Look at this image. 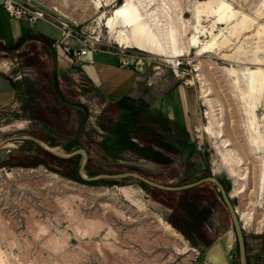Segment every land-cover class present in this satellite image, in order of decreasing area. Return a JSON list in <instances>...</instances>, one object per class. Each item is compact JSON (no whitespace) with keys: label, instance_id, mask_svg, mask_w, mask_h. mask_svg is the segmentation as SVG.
<instances>
[{"label":"rangeland","instance_id":"rangeland-1","mask_svg":"<svg viewBox=\"0 0 264 264\" xmlns=\"http://www.w3.org/2000/svg\"><path fill=\"white\" fill-rule=\"evenodd\" d=\"M38 1L49 5L52 0ZM121 1L112 0L105 11ZM194 1L180 0L187 19ZM227 1L264 25L262 0ZM66 10L74 21L67 22L74 29L75 37L66 38L72 53L89 44L90 51L116 53L122 64L141 73L140 97L129 96L133 100L120 106L138 117L140 101L149 105L153 119L147 123L155 132L150 141L160 145L151 142L146 152L156 160L113 144V139L131 138L138 146L146 145L127 128L123 112L113 110L111 102L84 76L80 58L55 46L62 23L49 13V23L39 19L32 31L15 42L0 43V73L10 77L16 88L15 100L0 109V139L33 136L61 153L83 148L93 172L89 174L85 166L86 176L132 171L163 185L179 186L213 175L223 183L235 208L253 210L251 221L243 228L247 257L249 264H264V188L259 187L257 177L264 151L252 157L239 153L241 159L234 163L233 174L218 148L219 140L204 130L207 105L200 97L195 67L206 59L192 50L179 58L176 74L172 64L160 57L112 42L107 30L99 26L90 0L70 1ZM252 33L245 40H258ZM236 45L209 53L217 64L215 72L208 64L201 67L211 96L219 100L215 108L223 121L224 138L232 143L239 133L234 132L231 120L238 109L229 97L228 81L218 69L230 66L225 54ZM175 85L186 89L193 99L194 113L187 124L167 121L156 106L161 92ZM114 129L118 130L116 137ZM116 150L118 153L113 152ZM43 151L29 139L0 145V259L4 264H239L233 225L214 183L165 191L134 177L86 181L78 173L82 154L67 163L50 159ZM35 159L41 162L17 164ZM172 223L183 228L195 245Z\"/></svg>","mask_w":264,"mask_h":264},{"label":"bare ground","instance_id":"bare-ground-1","mask_svg":"<svg viewBox=\"0 0 264 264\" xmlns=\"http://www.w3.org/2000/svg\"><path fill=\"white\" fill-rule=\"evenodd\" d=\"M70 1L75 0H52L48 6L73 21L71 16L66 14ZM90 1L97 11L96 19L99 26L107 30L108 38L112 42L123 48H136L158 56L162 61L172 64L176 74L180 64L179 58L192 50H195L197 56L205 58L204 63L215 72L213 70L216 63L210 60L209 53H218L225 48L229 50L233 48L232 44H237L233 52L225 54L230 66H220L218 70L228 81L229 97H232L234 104L237 105L238 114L237 112L236 116L233 114L236 118L231 120L234 132L238 130L239 133L237 132L234 143L224 138L223 121L215 108L219 100L211 96L209 86L204 81V73L201 71L204 63L198 62L195 68L199 71L196 76L200 82V97L207 105L204 112L207 118L204 130L219 140L218 148L225 161L231 165L233 174L234 163L238 164L241 159L239 153L249 157L264 151V25L257 22L254 16L234 9L227 0H196L190 8L191 16L188 19L185 18L180 0H122L108 13L104 6L112 0ZM207 21L209 23L205 24ZM61 23L67 22L61 20ZM250 32H253L252 35L258 40H245ZM252 48L255 49L250 52ZM261 106L263 111L259 116ZM236 122L240 124H235ZM242 122L244 125H241ZM258 174V185L262 189L264 164L260 165ZM236 209L244 228L245 224L251 221L253 210L242 211L237 206ZM159 220L165 228L172 230L166 221L160 217ZM177 235L181 237L180 234ZM0 264H4L1 259Z\"/></svg>","mask_w":264,"mask_h":264},{"label":"crops","instance_id":"crops-1","mask_svg":"<svg viewBox=\"0 0 264 264\" xmlns=\"http://www.w3.org/2000/svg\"><path fill=\"white\" fill-rule=\"evenodd\" d=\"M33 24L25 19L11 17L0 0L1 44L8 45L15 42L32 31ZM80 64L84 76L107 101L114 102L123 96L140 97L141 73L135 67L122 64L118 54L104 50L89 51L80 57ZM15 96L16 88L13 80L0 73V109L10 105L15 100ZM156 106L171 122L178 125L187 124L191 114L194 113L193 99L186 89L178 85L161 92L160 105Z\"/></svg>","mask_w":264,"mask_h":264},{"label":"water","instance_id":"water-1","mask_svg":"<svg viewBox=\"0 0 264 264\" xmlns=\"http://www.w3.org/2000/svg\"><path fill=\"white\" fill-rule=\"evenodd\" d=\"M31 2H33L38 7H40L44 11L48 12L49 14H52V15L56 16L57 18H59L63 21H66L68 23L74 24V21L67 18L65 15H62V14L56 12L52 7L46 5V4H44L38 0H31ZM27 139L35 141L44 150H46L47 152H49L52 155L59 157V158H70V157H73L77 154H82L83 160L80 164L78 173H79V176L83 180H86V181H95V180H99L102 178H109V179L118 180V179H122V178H126V177H134L146 185H149L151 187L158 188L161 190H165V191H181V190H185V189H189V188L201 185L205 182L214 183L217 186L219 193L221 194V197H222L223 202L227 208V211L229 213V216H230V219H231V222L233 225V229H234L235 237H236V242H237V247H238L239 264H248L243 226L241 224L240 217L237 213V209L235 208L234 204L232 203L231 195L229 194V192H227V190L225 189V186L217 177L210 175V176L202 177L196 181H193V182H190V183H187L184 185L170 186V185H163V184L158 183L156 181H153L152 179H149L148 177H145V176H143L137 172H132V171L121 172V173H112V174L101 173V174H97V175H93V176H86L84 171H85V166H86L87 161H88V154H87L86 150H84L83 148L75 149L69 153H61V152L55 150L54 148L47 146L39 138L33 137V136H25V135H12V136L5 137L4 139H0V145L5 143V142L11 141V140H27Z\"/></svg>","mask_w":264,"mask_h":264},{"label":"trees","instance_id":"trees-1","mask_svg":"<svg viewBox=\"0 0 264 264\" xmlns=\"http://www.w3.org/2000/svg\"><path fill=\"white\" fill-rule=\"evenodd\" d=\"M127 100H133L131 99L129 96H123L122 98H120L117 101L111 102V108L113 110H115L116 112H123V118L125 119V121H127V128L130 130H133L132 133L134 135L135 138H138L139 140H142L143 142H145L146 145H144V147L138 146L135 141H133L131 138H127L126 140L123 139H113V144L117 145V143L119 145H121L119 150L122 149H128L132 152H135L137 154H142L145 157H152L154 160H156V158L153 155H150V153H147L146 150L147 149H151V142L157 145H160V143H158V141H150L152 140L151 134L155 133L154 130L148 125V121L150 120V117L152 116L149 112H148V108L149 105L141 100L140 101V112L138 113V117H136V114L134 111H129L130 113H126V110L124 108H121L120 104H122L124 101ZM147 110V111H146ZM152 118V117H151ZM153 119V118H152ZM167 121H170L167 117H166ZM171 122V121H170ZM113 137H116V135L118 134V130L114 129L112 131ZM151 138V139H150ZM118 146V145H117ZM68 150H71V148H69ZM118 150V151H119ZM118 151H113L114 153H118ZM50 159H57L59 161L62 162H67V163H72L74 161H76L75 157H70V158H59L56 157L54 155H52L51 153L47 152L46 150L43 151ZM39 162L38 159L34 160V161H30V162H25L23 160L18 161L17 164L19 165H37ZM86 170L88 171L89 174H93V172L90 170V168L88 167V164L86 165ZM144 184V183H142ZM173 224V223H172ZM174 225V224H173ZM179 231H181L185 237L189 240H191V244L195 245V243L192 241L191 237L183 230V228L174 225ZM247 261H248V257H247ZM249 264V261H248Z\"/></svg>","mask_w":264,"mask_h":264},{"label":"built area","instance_id":"built-area-1","mask_svg":"<svg viewBox=\"0 0 264 264\" xmlns=\"http://www.w3.org/2000/svg\"><path fill=\"white\" fill-rule=\"evenodd\" d=\"M1 3L3 8L14 19H25L29 23H35L39 19L48 20V12L44 11L34 3L18 0H2ZM49 21L52 22V20ZM61 31V37L56 42L55 46L57 48L61 47L63 52H65L66 54H71L72 48L67 45L66 38L69 36L75 37L73 34L74 29L70 28L67 23H62ZM84 45V48H78L77 50L73 51L72 55L74 57L77 56L78 58H80L82 55L87 54L90 51L91 46L89 44Z\"/></svg>","mask_w":264,"mask_h":264}]
</instances>
